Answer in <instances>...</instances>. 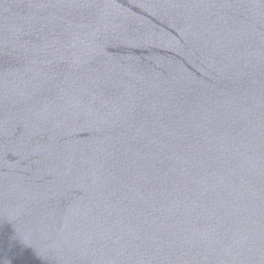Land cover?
<instances>
[{"label": "water", "instance_id": "water-1", "mask_svg": "<svg viewBox=\"0 0 264 264\" xmlns=\"http://www.w3.org/2000/svg\"><path fill=\"white\" fill-rule=\"evenodd\" d=\"M0 264H264V0H0Z\"/></svg>", "mask_w": 264, "mask_h": 264}]
</instances>
